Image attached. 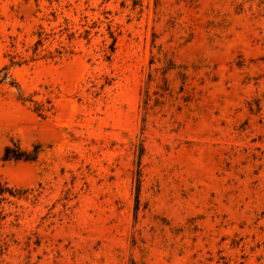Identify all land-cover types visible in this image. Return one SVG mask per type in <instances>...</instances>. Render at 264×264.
I'll return each instance as SVG.
<instances>
[{
	"label": "rangeland",
	"instance_id": "374dc122",
	"mask_svg": "<svg viewBox=\"0 0 264 264\" xmlns=\"http://www.w3.org/2000/svg\"><path fill=\"white\" fill-rule=\"evenodd\" d=\"M0 264H264V0H0Z\"/></svg>",
	"mask_w": 264,
	"mask_h": 264
},
{
	"label": "trees",
	"instance_id": "16d2710c",
	"mask_svg": "<svg viewBox=\"0 0 264 264\" xmlns=\"http://www.w3.org/2000/svg\"><path fill=\"white\" fill-rule=\"evenodd\" d=\"M10 147H5L3 158L4 159H10L14 158L16 160L24 159V160H34L37 155L36 148L32 152H26L25 150H22L19 145L16 146V149L18 150V153H15L14 155H8V152L10 151Z\"/></svg>",
	"mask_w": 264,
	"mask_h": 264
}]
</instances>
